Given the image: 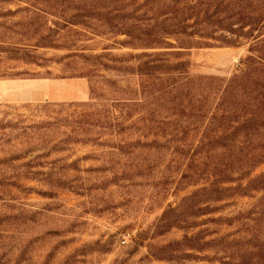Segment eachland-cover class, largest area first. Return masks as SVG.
I'll return each mask as SVG.
<instances>
[{
    "label": "rangeland",
    "instance_id": "1",
    "mask_svg": "<svg viewBox=\"0 0 264 264\" xmlns=\"http://www.w3.org/2000/svg\"><path fill=\"white\" fill-rule=\"evenodd\" d=\"M0 264H264V0H0Z\"/></svg>",
    "mask_w": 264,
    "mask_h": 264
},
{
    "label": "trees",
    "instance_id": "2",
    "mask_svg": "<svg viewBox=\"0 0 264 264\" xmlns=\"http://www.w3.org/2000/svg\"><path fill=\"white\" fill-rule=\"evenodd\" d=\"M249 60V59H248ZM246 63V62H245ZM244 63V64H245ZM153 67V66H152ZM152 67H150V69H152ZM159 67H161V66H159ZM155 68V67H154ZM233 82V80H231L229 83L231 84ZM226 91V90H225ZM226 94V93H225ZM225 94H223L222 95V97L224 98L225 97ZM223 102H224V99H223ZM222 105H223V103H221V104H218L217 106V110H215L216 112H221V111H225V110H227L226 108H222ZM230 180H231V178H230ZM224 180H221L220 182H216L215 184H213V186H214V190L217 192V196L216 197H214V198H212V200H214L215 202H219V201H221L223 198H224V193H227V192H230V191H232V190H234V188H232V187H227V188H225V187H220L219 186V184L220 183H225V182H223ZM234 180H232V181H229L230 183H232ZM228 182V183H229ZM240 188H242V186L241 185H239V187L238 188H236L235 190H239ZM234 190V191H235ZM215 221H219V220H215Z\"/></svg>",
    "mask_w": 264,
    "mask_h": 264
}]
</instances>
